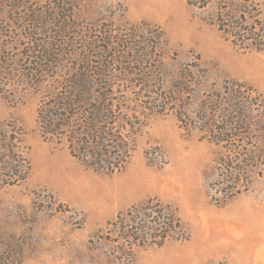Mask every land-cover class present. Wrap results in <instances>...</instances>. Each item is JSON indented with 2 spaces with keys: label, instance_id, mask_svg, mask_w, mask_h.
Segmentation results:
<instances>
[{
  "label": "rangeland",
  "instance_id": "rangeland-1",
  "mask_svg": "<svg viewBox=\"0 0 264 264\" xmlns=\"http://www.w3.org/2000/svg\"><path fill=\"white\" fill-rule=\"evenodd\" d=\"M47 1L0 0V42L23 26L30 5ZM218 16L231 28L243 16L242 27L264 29V0H78L75 26L100 46L106 34L124 38L132 27L142 47L163 34L143 88L160 87L166 109L145 111L127 163L113 174L44 139L40 94L0 63V264H262L264 241L255 236L264 235V49H255L252 35L224 36ZM128 62L114 72L144 71ZM230 102L243 103L254 125L240 144L262 156L231 190L221 176L223 149L207 126L212 111ZM163 207L175 211L181 232L157 246L140 228ZM207 220L228 242H203Z\"/></svg>",
  "mask_w": 264,
  "mask_h": 264
},
{
  "label": "trees",
  "instance_id": "trees-1",
  "mask_svg": "<svg viewBox=\"0 0 264 264\" xmlns=\"http://www.w3.org/2000/svg\"><path fill=\"white\" fill-rule=\"evenodd\" d=\"M77 9L78 0H48L42 5H30L23 26L13 31L14 37L9 41L0 42V63L18 72L9 76L11 80L40 94L37 118L44 139L66 145L69 154L87 168L113 174L127 163L134 136L143 127L145 111L160 109L163 113L166 109L160 87L156 93L143 88L153 79L145 70L160 59L155 52L162 48L163 34L159 31L156 43L146 42L142 47L136 43L132 27L124 38L106 34L100 46L86 27L76 28L73 17ZM218 17L217 27L224 36L231 30L237 31L238 37L240 32L243 36L252 35L255 49H264L262 27L247 30L242 27L243 16H239L233 18L231 28L225 23L227 19ZM125 60L131 64L136 61L135 65L141 63L144 71L139 69L135 76L115 73L116 64ZM124 85L140 88L134 91L122 88ZM226 107L222 109L219 105L212 111L207 126L209 140L223 149L221 176L229 183L225 189L231 190L236 186L229 185H238L241 178L244 181L246 169L258 167L262 156L252 155L240 144L254 126L245 105L230 102ZM214 113L221 119L213 118ZM237 193L240 190L231 196ZM158 213L155 220L144 221L140 231L146 237L158 238L156 245L161 246L180 233L181 226L175 211H169L168 207L160 208Z\"/></svg>",
  "mask_w": 264,
  "mask_h": 264
},
{
  "label": "bare ground",
  "instance_id": "bare-ground-1",
  "mask_svg": "<svg viewBox=\"0 0 264 264\" xmlns=\"http://www.w3.org/2000/svg\"><path fill=\"white\" fill-rule=\"evenodd\" d=\"M71 180V179H70ZM137 180V179H136ZM78 184V183H77ZM137 184V183H136ZM71 189V188H70ZM75 189V188H74ZM79 189H80V187H79ZM79 191V190H78ZM212 223L213 224H216V220H212V221H208L207 220V223L206 224H209V226H207V227H205L204 228V231H205V235L203 236L204 238H203V242H208V241H212V239H213V241H218V242H221V243H226V242H228L227 241V237H226V235H225V230L223 231L222 229H216L215 228V230H218V231H216L215 233H212L211 232V230H209V227H210V225H212ZM218 223V222H217ZM213 226V225H212ZM222 225H220V227H221ZM223 227V226H222ZM214 232V231H213ZM211 234H213V236L211 235ZM254 234V233H253ZM211 237H212V239H211ZM254 239V238H253ZM252 239V240H253ZM255 239L257 240V241H259V242H263L264 241V235H261V236H255ZM249 241H250V239H249ZM255 242V241H254ZM235 243V242H234ZM253 243V242H252ZM251 243V244H252ZM255 244H256V242H255ZM252 247V246H251ZM260 261H261V263L262 264H264V253L263 254H261V257H260Z\"/></svg>",
  "mask_w": 264,
  "mask_h": 264
}]
</instances>
